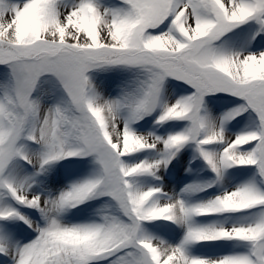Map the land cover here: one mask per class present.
<instances>
[{"label": "snow or ice", "instance_id": "snow-or-ice-1", "mask_svg": "<svg viewBox=\"0 0 264 264\" xmlns=\"http://www.w3.org/2000/svg\"><path fill=\"white\" fill-rule=\"evenodd\" d=\"M0 264H264V0H0Z\"/></svg>", "mask_w": 264, "mask_h": 264}]
</instances>
